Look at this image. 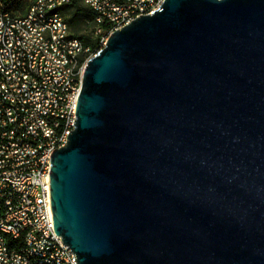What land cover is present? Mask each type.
Here are the masks:
<instances>
[{
    "label": "water",
    "instance_id": "obj_1",
    "mask_svg": "<svg viewBox=\"0 0 264 264\" xmlns=\"http://www.w3.org/2000/svg\"><path fill=\"white\" fill-rule=\"evenodd\" d=\"M49 163L76 264H264V0H162L112 30Z\"/></svg>",
    "mask_w": 264,
    "mask_h": 264
},
{
    "label": "built area",
    "instance_id": "obj_2",
    "mask_svg": "<svg viewBox=\"0 0 264 264\" xmlns=\"http://www.w3.org/2000/svg\"><path fill=\"white\" fill-rule=\"evenodd\" d=\"M92 13L94 33L104 36L95 47L57 27L58 11L72 3ZM162 0H51L50 20L39 26L30 0L23 14L0 8V264L13 257L38 264L36 251L76 264L72 252L52 228L48 195L49 156L64 145L75 119V104L85 61L106 36L132 19L150 14ZM87 21V20H86ZM7 34L21 36L22 65L8 57ZM36 46V55H28ZM69 52H77V70L66 74ZM16 73H24L16 84Z\"/></svg>",
    "mask_w": 264,
    "mask_h": 264
},
{
    "label": "bare ground",
    "instance_id": "obj_3",
    "mask_svg": "<svg viewBox=\"0 0 264 264\" xmlns=\"http://www.w3.org/2000/svg\"><path fill=\"white\" fill-rule=\"evenodd\" d=\"M63 0H55V5H62ZM51 0H41V3L33 5V14H36V21L39 26H46V20H50V13L43 12V9H49ZM64 11H58L57 27H64ZM8 57H13L14 65H22L21 56V36L7 34ZM28 55H36V46H28ZM77 70V52H69L66 64V74H73ZM24 73H16V84H23ZM38 264H58L57 257L45 255L44 251H36ZM5 264H31L27 263L23 257H13L5 261Z\"/></svg>",
    "mask_w": 264,
    "mask_h": 264
},
{
    "label": "rangeland",
    "instance_id": "obj_4",
    "mask_svg": "<svg viewBox=\"0 0 264 264\" xmlns=\"http://www.w3.org/2000/svg\"><path fill=\"white\" fill-rule=\"evenodd\" d=\"M30 0H22L20 2H17L16 0H11L6 2L5 6L8 10L13 12L14 14H23L27 6L29 5ZM1 8V3H0ZM64 16L67 20V16L64 13ZM68 21V20H67ZM70 31L74 35H83L85 39V43L90 45L91 47H95L99 41H101V37L103 38L104 34L103 32L94 33L95 29L93 28V24L89 20H81L79 25H71L69 22Z\"/></svg>",
    "mask_w": 264,
    "mask_h": 264
},
{
    "label": "trees",
    "instance_id": "obj_5",
    "mask_svg": "<svg viewBox=\"0 0 264 264\" xmlns=\"http://www.w3.org/2000/svg\"><path fill=\"white\" fill-rule=\"evenodd\" d=\"M8 1H11V0H0V3H6ZM17 2H20L22 0H16ZM64 13L66 14L67 16V20H68V23L70 22L71 25H79L81 20H91L92 19V13L87 10L86 8L78 5L77 3H72L71 6H69L68 8H66L64 10ZM79 37V39L84 43H85V37L83 35H76Z\"/></svg>",
    "mask_w": 264,
    "mask_h": 264
}]
</instances>
